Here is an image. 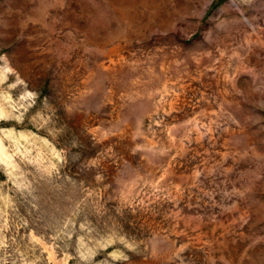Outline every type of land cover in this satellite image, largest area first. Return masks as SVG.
Returning a JSON list of instances; mask_svg holds the SVG:
<instances>
[{
  "label": "rangeland",
  "instance_id": "374dc122",
  "mask_svg": "<svg viewBox=\"0 0 264 264\" xmlns=\"http://www.w3.org/2000/svg\"><path fill=\"white\" fill-rule=\"evenodd\" d=\"M0 264H264V0H0Z\"/></svg>",
  "mask_w": 264,
  "mask_h": 264
}]
</instances>
